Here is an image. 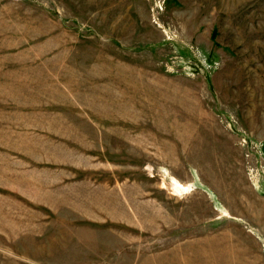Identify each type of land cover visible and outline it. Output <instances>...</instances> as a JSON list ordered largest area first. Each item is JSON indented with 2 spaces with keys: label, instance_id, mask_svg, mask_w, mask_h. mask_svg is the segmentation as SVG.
<instances>
[{
  "label": "rangeland",
  "instance_id": "1",
  "mask_svg": "<svg viewBox=\"0 0 264 264\" xmlns=\"http://www.w3.org/2000/svg\"><path fill=\"white\" fill-rule=\"evenodd\" d=\"M0 264H264V0H0Z\"/></svg>",
  "mask_w": 264,
  "mask_h": 264
}]
</instances>
